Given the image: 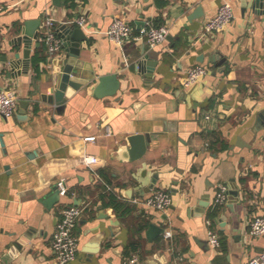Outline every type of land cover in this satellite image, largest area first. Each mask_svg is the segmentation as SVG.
Segmentation results:
<instances>
[{
    "label": "crops",
    "instance_id": "crops-1",
    "mask_svg": "<svg viewBox=\"0 0 264 264\" xmlns=\"http://www.w3.org/2000/svg\"><path fill=\"white\" fill-rule=\"evenodd\" d=\"M224 1L233 5L232 22L203 33ZM254 1L78 0L73 8L66 0H0V87L17 90L19 107L29 100L26 119L0 115V264H57L52 233L72 204L83 212L75 227L80 249L69 264H124L133 254L139 264H250L264 249V234L248 230L264 213V14ZM198 6L202 14L193 16ZM81 13L88 19L77 56L82 71L116 73L120 87L105 96L95 94L97 79L69 87L59 110L50 95L58 67L72 57L60 26ZM117 15L136 32L160 22L170 32L153 48L134 40L121 48L104 32ZM48 16L63 39L54 55L40 33ZM37 18L39 36L25 47L26 23ZM145 54L156 61L142 71ZM197 63L208 73L185 86L186 70ZM133 133L150 135L139 159L129 156ZM89 134L97 139L86 141ZM83 148L99 157L95 165L84 162ZM219 183L229 186L227 199L214 204ZM155 188L172 196L165 209L135 201ZM112 193L120 210L109 202ZM152 222L165 228L153 240Z\"/></svg>",
    "mask_w": 264,
    "mask_h": 264
},
{
    "label": "built area",
    "instance_id": "built-area-1",
    "mask_svg": "<svg viewBox=\"0 0 264 264\" xmlns=\"http://www.w3.org/2000/svg\"><path fill=\"white\" fill-rule=\"evenodd\" d=\"M234 15L232 3L230 1H224L219 6L217 12L205 20L203 33L210 34L225 29L232 22ZM87 22L88 19L85 13H81L77 17L69 20V23L83 28L87 27ZM104 32L110 40L120 45L121 48L127 42L133 40L144 41L149 47L153 48L166 39L170 32V27L166 23H149L136 32L134 27L125 18L117 15L114 16L111 24ZM40 33L41 38L51 55H54L61 49L63 39L57 34L55 20L52 16L47 17L45 23L41 26ZM208 71V68L202 63L192 65L186 70L183 84L188 86L196 82L205 76ZM18 109L19 95L17 90L9 86L0 87V115L4 117H12L18 112ZM207 117H210V115L208 114ZM84 139L86 141H95L97 135L89 134L84 136ZM83 160L89 166H93L99 161V157L92 153H85ZM58 186L61 193L64 194L67 192V186L64 183V180H60ZM228 190L229 186L227 183H219L214 198V204L225 202ZM135 201L142 202L147 206L155 207L157 209H165L171 204L172 196L163 188H155L145 199H135ZM82 212L83 207L76 204L68 205L62 210V217L58 221L51 238V245L55 252L54 258L57 264H69L77 258L80 249V238L75 233V227ZM248 230L251 235L264 234V213L255 215L249 221ZM172 234L171 230L165 232L166 237H170ZM209 239L213 246L220 245V236L215 230H210ZM139 259V255L133 254L125 260L124 264H139ZM249 263L264 264V249L254 255Z\"/></svg>",
    "mask_w": 264,
    "mask_h": 264
},
{
    "label": "water",
    "instance_id": "water-1",
    "mask_svg": "<svg viewBox=\"0 0 264 264\" xmlns=\"http://www.w3.org/2000/svg\"><path fill=\"white\" fill-rule=\"evenodd\" d=\"M254 7H260L258 13L264 14V0H255ZM202 14V7L198 6L197 9L193 12V16H198ZM41 19H31L26 23L25 34L22 37V42L25 44V47H30L31 41L33 38H38L39 31L37 30L40 26ZM59 33V32H58ZM61 36L71 37V42L64 39V45L67 49H71L72 57L70 59H64L62 65L58 67V73L55 76V82L53 87V93L50 95L52 103H55L58 106L59 110H63L65 106V101L67 99V95H70L71 92H67L68 88L71 87L72 90L80 88L82 85L89 83L90 81L98 80L97 85L94 87L95 94L98 96L111 95L117 92L120 87V80L116 73H106L103 75L97 76L95 71H82L81 65L82 61H77V56H79L82 40L87 38V34L85 30L77 25L67 23H63L60 26ZM40 44V42H37ZM72 45L71 48H68L69 45ZM145 45V43H144ZM17 56H20V53H16ZM76 57V59H75ZM204 57L201 55L200 59L202 60ZM156 60H153L149 57V54H145L144 59H141L137 65L138 67L144 71L146 63H155ZM88 65V64H87ZM81 74L83 77H80ZM29 105V100L21 99L19 112H17V117L20 119H26L27 115V107ZM261 118L264 117V109L260 112ZM129 143V156L131 159H139L144 155L148 147V141L150 140V135L148 133H133L128 137ZM2 143L4 141L2 139ZM84 147V145H83ZM82 154H85V149H82ZM158 175H156L157 177ZM156 182V178L153 179V182L147 187L148 190L154 187ZM56 194V193H55ZM59 194V193H57ZM203 205L207 206V201L203 202ZM165 228L162 225L157 223H150L147 229V234L150 239H154L163 233ZM148 262L150 264H154L152 259H149Z\"/></svg>",
    "mask_w": 264,
    "mask_h": 264
},
{
    "label": "trees",
    "instance_id": "trees-1",
    "mask_svg": "<svg viewBox=\"0 0 264 264\" xmlns=\"http://www.w3.org/2000/svg\"><path fill=\"white\" fill-rule=\"evenodd\" d=\"M84 2H86L87 0H83ZM168 0H163L164 3H167ZM78 0H66V4L69 6V7H73V8H76L77 5H78ZM158 24H161L158 23ZM109 202L110 204H113L114 207L118 210H120L122 207H123V204L117 199L116 195H114L113 193L110 195V199H109ZM129 207H126L125 210H128ZM214 213V212H213ZM145 226L147 225H141L139 227V230H141L142 228H144ZM221 240V238H220ZM129 246L132 248V249H138L139 247V242L138 240H135V239H132L129 243Z\"/></svg>",
    "mask_w": 264,
    "mask_h": 264
}]
</instances>
